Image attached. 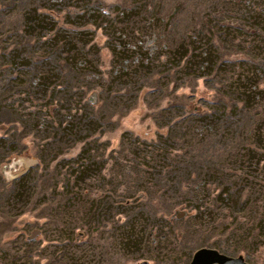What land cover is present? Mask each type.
<instances>
[{
	"label": "rangeland",
	"instance_id": "rangeland-1",
	"mask_svg": "<svg viewBox=\"0 0 264 264\" xmlns=\"http://www.w3.org/2000/svg\"><path fill=\"white\" fill-rule=\"evenodd\" d=\"M203 247L264 264V0H0V264Z\"/></svg>",
	"mask_w": 264,
	"mask_h": 264
},
{
	"label": "water",
	"instance_id": "water-1",
	"mask_svg": "<svg viewBox=\"0 0 264 264\" xmlns=\"http://www.w3.org/2000/svg\"><path fill=\"white\" fill-rule=\"evenodd\" d=\"M190 264H247L242 256H230L214 248L198 249Z\"/></svg>",
	"mask_w": 264,
	"mask_h": 264
},
{
	"label": "bare ground",
	"instance_id": "bare-ground-1",
	"mask_svg": "<svg viewBox=\"0 0 264 264\" xmlns=\"http://www.w3.org/2000/svg\"><path fill=\"white\" fill-rule=\"evenodd\" d=\"M25 162H23V164L29 166V164L31 163L32 160H24Z\"/></svg>",
	"mask_w": 264,
	"mask_h": 264
}]
</instances>
